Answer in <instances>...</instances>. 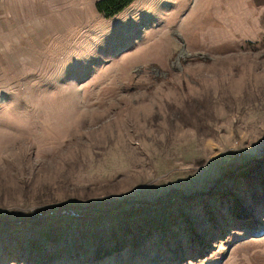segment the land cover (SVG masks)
I'll list each match as a JSON object with an SVG mask.
<instances>
[{
	"label": "rangeland",
	"instance_id": "obj_1",
	"mask_svg": "<svg viewBox=\"0 0 264 264\" xmlns=\"http://www.w3.org/2000/svg\"><path fill=\"white\" fill-rule=\"evenodd\" d=\"M94 1L0 3V264H264V0Z\"/></svg>",
	"mask_w": 264,
	"mask_h": 264
},
{
	"label": "trees",
	"instance_id": "obj_2",
	"mask_svg": "<svg viewBox=\"0 0 264 264\" xmlns=\"http://www.w3.org/2000/svg\"><path fill=\"white\" fill-rule=\"evenodd\" d=\"M130 0H95L94 6L96 10L102 14L103 16H108L119 9H121L125 4H127ZM264 170V157L260 158H252L244 163L235 166L233 169L229 171V175L233 177H263L262 174ZM197 193H192L187 195V197H192ZM169 194H165L158 199H154L152 203L161 202L164 199H167ZM124 201H109V202H90L85 204H75V203H60L50 207H46L41 209L39 212L32 215L30 218L36 222H41L44 219L52 218L57 214H65L70 217L75 218H83L88 214L95 212L99 214H103L104 212H108L112 209H115L117 206L122 204ZM264 204V203H263ZM137 208V207H135ZM136 209H132V212H135ZM0 222H5L7 224L11 223V225H15L19 223L16 219H7L6 217H0ZM103 245V244H102ZM101 247V245H100Z\"/></svg>",
	"mask_w": 264,
	"mask_h": 264
},
{
	"label": "crops",
	"instance_id": "obj_3",
	"mask_svg": "<svg viewBox=\"0 0 264 264\" xmlns=\"http://www.w3.org/2000/svg\"><path fill=\"white\" fill-rule=\"evenodd\" d=\"M40 2L41 0H0V3L3 5L2 13L4 14V18H6L5 15L7 14L9 19L12 20L16 18L19 21H21V18L23 17L17 18V16H14V14L19 12H25L28 9H30L31 12H36L37 5Z\"/></svg>",
	"mask_w": 264,
	"mask_h": 264
}]
</instances>
